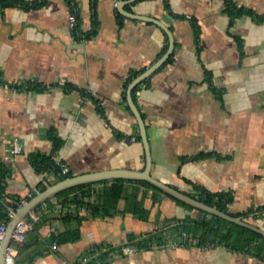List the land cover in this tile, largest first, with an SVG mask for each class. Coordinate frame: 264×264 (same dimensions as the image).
<instances>
[{"label":"crops","instance_id":"obj_1","mask_svg":"<svg viewBox=\"0 0 264 264\" xmlns=\"http://www.w3.org/2000/svg\"><path fill=\"white\" fill-rule=\"evenodd\" d=\"M114 1L47 0L34 8L0 3L2 211L59 181L39 172L32 158L53 153V134L62 141L56 157L73 175L145 168L127 89L169 49V36L156 20L171 31L174 48L132 93L147 129L152 176L186 194L199 188L230 192V211L264 231V211L249 212L264 206V0ZM228 2L241 13L229 14ZM72 3L79 9L78 37L68 25ZM31 82L42 90L27 89ZM16 83L24 86L15 90ZM83 90L99 100L104 116L93 100L83 101ZM15 143L23 152L5 161ZM199 154L205 156L191 159ZM124 180V197L113 215L76 208L83 218L81 238L55 248L53 236L76 222L65 224L61 204L48 202L49 211L19 246L16 262H76L94 247L159 230L158 248L106 264H264V258L225 246L174 245L182 220L203 214L140 180ZM105 186L93 183L86 201L97 202ZM135 202L149 210L146 220L130 211Z\"/></svg>","mask_w":264,"mask_h":264},{"label":"trees","instance_id":"obj_2","mask_svg":"<svg viewBox=\"0 0 264 264\" xmlns=\"http://www.w3.org/2000/svg\"><path fill=\"white\" fill-rule=\"evenodd\" d=\"M46 1L47 0H34V1L0 0V3L2 6L17 5L23 8H34L46 4ZM227 10L229 14H231L232 16H236L242 11L241 9H239L236 12L235 7L230 2H228ZM74 34L75 37H78L79 35L78 28ZM136 75L137 74H134L131 78H129L128 83ZM137 87L138 86L134 88L133 92L137 89ZM71 88L72 87H67V90H70ZM27 89L42 90L39 83H34V82L28 83ZM82 94L84 98H90L91 100H93V102L96 105L97 111L102 116L105 115L104 108L98 99H95L90 93L84 90L82 91ZM124 99L126 100V94H124ZM52 138L55 144L53 153L48 155L36 154L32 156L34 163L37 169L39 170V172H50L53 169L54 171H56L53 156L56 155V153L60 150L62 146V141L59 138H57L54 134L52 135ZM203 156H205V154H199L192 157L191 159L194 160ZM2 173H3L2 167L0 166V174L2 175ZM71 176H73L72 173L65 176H59L58 180H63ZM124 182H125L124 179H115V180H107L100 182L106 186L103 192L98 196V201L97 202L93 201V203L86 201V199L92 195L91 186L93 185V183L79 185L59 193L56 196V199L58 203L62 205V207L67 209L61 216L62 220L64 221L65 224L76 222V225H74L71 229H68L62 233L54 235L53 236L54 241L57 243H69V242H75L81 238V224L83 218L79 213H75L77 211L76 208L89 207L92 214L95 216L113 215L114 212L117 210V206L120 200L124 197V192H125ZM138 182L153 189L157 193L163 194L166 197L175 200L177 203L187 207L188 209L191 210L196 209L203 214V216L195 219H189V218L183 219L182 220L183 223H181L179 227H182L184 230L193 232L195 236H198L203 240L212 239L231 250L243 251L247 254L264 258V254H263L264 236L261 233L254 231L250 228L241 226L239 224H236L234 222L228 221L221 217L204 213L201 210L191 205H188L169 194L164 193L158 187L150 184L147 181H138ZM46 187H47L46 185H41L40 187L41 191L44 190ZM198 190H200L198 194H193V193H187V194L203 201L204 203L210 206H215L219 210L229 213L231 216L234 217L242 216V213H233L230 211L229 206L233 201V196L230 192L213 193L200 188ZM5 192H6V184L1 177L0 196L2 197V200L5 198ZM71 205L75 206L74 210L73 209L69 210ZM3 207H4L3 203H0V215L6 216L7 211L6 210L2 211ZM129 209L131 212L137 214L139 218L143 220H146L148 218L149 210L144 208L142 205H140L137 202L133 203L132 207H130ZM258 211H264V206L258 209H254V210L252 209L249 212H258ZM161 233L162 232L158 230L148 235H142V236L129 235V239L127 242H135V244H137V246L140 249H144L149 246L150 242H154L157 245L161 244L162 243V240H160L162 238Z\"/></svg>","mask_w":264,"mask_h":264},{"label":"water","instance_id":"obj_3","mask_svg":"<svg viewBox=\"0 0 264 264\" xmlns=\"http://www.w3.org/2000/svg\"><path fill=\"white\" fill-rule=\"evenodd\" d=\"M135 18H138V17H135ZM153 22L157 23L160 27H162L167 32L169 36V40H170L169 49L165 53V55L161 57L157 62H155L152 66L147 68L143 73H141L136 78H134L129 84L128 89H127L128 105L137 119V123H138L139 130H140V135H141L144 149H145V156H146L145 168L142 171L130 170V169H113V170H105V171L87 173V174H81V175H73L63 180H59L58 182L46 187L44 190L40 191L38 194L33 196L31 199H29L17 211V213L8 223L7 233H6V236L3 241L1 251H0V264H6L5 252H6V248L11 243L12 233L14 232L18 222L27 217L29 211L36 209L39 205L50 201L51 199L55 198L59 193L65 190H68L70 188H73L79 185L97 183V182L115 180V179L147 181L150 184L158 187L164 193L169 194L175 197L176 199L201 210L204 213L212 214L217 217H221L228 221L239 224L241 226L250 228L254 231L261 233L264 236L263 230L246 222L242 217L231 216L229 213L221 211L215 206H210L204 203L203 201L197 198H194L182 192L181 190L176 189L152 176L151 174L152 156H151V148H150L148 135H147V129H146L145 121L142 117V114L133 100L132 93H133L134 88L137 85L142 83L145 79H147L151 74H153V72L159 69L166 62V60L168 59L169 55L171 54L174 48V38H173L171 31L161 22L156 21V20H153Z\"/></svg>","mask_w":264,"mask_h":264},{"label":"built area","instance_id":"obj_4","mask_svg":"<svg viewBox=\"0 0 264 264\" xmlns=\"http://www.w3.org/2000/svg\"><path fill=\"white\" fill-rule=\"evenodd\" d=\"M120 1L121 0H115L114 5L118 6ZM78 10L79 9L77 5L72 3L71 10L68 14V25L71 30V33L73 34V37H75L74 33L79 26L78 17H77ZM188 17L190 18L191 16L189 15ZM23 86H24L23 83H16L13 85V88L15 90H20ZM86 99L87 98H83V101H85ZM22 152H23V149L15 143L12 147L8 149L7 154L4 159L5 161H8V162H14L17 156L20 155ZM53 159H54L55 168H56V171H54V169L50 171L53 175L59 177V176L69 175L71 173V168L62 159L57 158L56 155L53 156ZM40 191L41 189H34L32 192L28 194V197L26 199H23L14 207L8 206L6 216L0 215V251H1L3 241L7 233L8 223L17 213V211L29 199H31L33 196L38 194ZM50 201H52L55 204H60L56 200V197L51 199ZM2 202L3 200H2V197L0 196V203ZM48 205H49L48 202L39 205L36 209L29 211L25 219L18 222L11 236V243L6 248V252H5L6 264H15L19 246L23 245L26 242L28 233L32 232L35 229V225L39 221L44 219L45 215L49 211ZM72 209L73 210L75 209L74 205H71V207L69 208V210H72ZM61 210L65 212L67 209L62 207L61 205ZM189 243H195L198 247L204 250L223 246L219 244L217 241H214L212 239L203 240L199 238L198 236H195L193 232H190L184 229H182L178 233L177 237H175V239L173 240L174 245H177V244L187 245ZM56 246H57V242H54L53 247L55 248ZM149 246L151 248H158V245L154 242H150ZM138 251H140V248L137 246V244H135V242H125V243H121L118 245L97 246L90 250L88 256H85L76 262H71V263H66V264H106L115 259L131 255Z\"/></svg>","mask_w":264,"mask_h":264},{"label":"rangeland","instance_id":"obj_5","mask_svg":"<svg viewBox=\"0 0 264 264\" xmlns=\"http://www.w3.org/2000/svg\"><path fill=\"white\" fill-rule=\"evenodd\" d=\"M16 264H20V262H16Z\"/></svg>","mask_w":264,"mask_h":264}]
</instances>
